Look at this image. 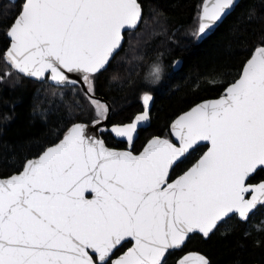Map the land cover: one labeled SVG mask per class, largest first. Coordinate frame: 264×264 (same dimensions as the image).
I'll return each mask as SVG.
<instances>
[{"label":"snow or ice","instance_id":"obj_1","mask_svg":"<svg viewBox=\"0 0 264 264\" xmlns=\"http://www.w3.org/2000/svg\"><path fill=\"white\" fill-rule=\"evenodd\" d=\"M10 3L12 13H0V22L11 21L0 84L33 79L61 103L74 97L81 115L86 102L93 116H66L49 145L0 176V264H169L173 257V264H211L184 252L193 236L210 238L232 221L248 226L246 236L264 234L253 219L264 210V37L218 98L195 104L136 149L138 128L151 119V87L141 89V111L110 126L111 105L97 94L121 53L136 51L131 34L146 24L140 0ZM237 6L205 0L191 35L206 37ZM166 34L156 22L152 36ZM159 56L146 85L162 79ZM104 135L126 148L109 146Z\"/></svg>","mask_w":264,"mask_h":264},{"label":"trees","instance_id":"obj_2","mask_svg":"<svg viewBox=\"0 0 264 264\" xmlns=\"http://www.w3.org/2000/svg\"><path fill=\"white\" fill-rule=\"evenodd\" d=\"M22 2L18 0L15 7ZM140 3L146 24L141 25L139 32L131 34L136 51L121 53L109 72L100 78L97 94L111 101L112 123L129 121L142 109L139 97L141 89L147 86L143 73L163 53L159 59L166 66L165 73L161 81L151 87L155 93L152 122L140 131L136 149L150 136L166 134L171 122L196 103L218 97L251 48L264 37V0H242L202 42L195 39L191 31L203 0H140ZM12 11L10 0H0V13ZM10 22H0V49L8 44L4 28ZM156 22L165 26L166 35L152 36ZM141 52L144 59H135ZM179 59L182 66L175 70L174 62ZM3 67L0 63V71ZM82 103L85 110L81 115L74 97H66L61 103L52 96L47 85L33 79L19 77L0 84V176L14 173L22 167L25 158L34 157L49 145L63 129L66 116L75 115L90 121L93 113L86 102ZM104 138L110 146L123 145L110 135ZM204 150L195 152L189 162ZM253 219L259 233H264V210L257 212ZM247 228L236 221L222 224L208 239L193 236L184 252L200 251L209 257L211 264H264V234L253 231L246 236ZM257 240L262 242L258 244ZM173 260L174 257L169 258V264H173Z\"/></svg>","mask_w":264,"mask_h":264},{"label":"water","instance_id":"obj_3","mask_svg":"<svg viewBox=\"0 0 264 264\" xmlns=\"http://www.w3.org/2000/svg\"><path fill=\"white\" fill-rule=\"evenodd\" d=\"M18 0H16V2H17ZM242 0H237V5H239L240 4V2H241ZM205 2V0H203V3ZM202 3V4H203ZM238 7V6H237ZM236 7V8H237ZM143 8V7H142ZM236 8H235V10H236ZM234 10V11H235ZM234 11H232V12H234ZM231 12V13H232ZM229 16V15H228ZM227 16V17H228ZM226 19V18H225ZM225 19L223 20V22L225 21ZM222 22V23H223ZM222 23H219L218 24V26H216L213 30H211L210 31V33L206 36V37H204V38H202V39H198V41L199 42H202L204 39H206L207 37H209L211 34H213L216 30H217V28L222 24ZM177 61H179L180 63L179 64H174V68H175V70H179L180 68H181V66H182V60H177ZM154 95V94H153ZM103 101H106L108 104H110L111 105V114H112V110H113V107H112V104H111V102L108 100V99H106L105 97H102V96H99ZM219 97V96H218ZM218 97H215V98H208V99H204V100H210V99H216V98H218ZM204 100H202V101H204ZM202 101H200V102H202ZM200 102H198V103H200ZM154 103H155V95H154V101H153V103L151 104V108H150V114H151V112H152V109H153V106H154ZM197 104V103H196ZM193 106H195V105H193ZM192 106V107H193ZM190 109V108H189ZM188 109V110H189ZM187 111V110H186ZM185 112V111H184ZM111 114H110V118H111ZM182 114V113H181ZM110 118H109V121H110ZM109 121H107L106 122V124L108 125V123H109ZM151 122H152V117H151V119H150V121L149 122H147V123H144L142 126H140L139 128H138V133H139V135H138V138H139V136H140V130L141 129H146V128H148L150 125H151ZM104 138V137H103ZM115 138V137H114ZM138 138L135 140V143H136V141L138 140ZM105 139V138H104ZM117 140H120L119 138H116ZM121 141V140H120ZM117 149H120V148H117ZM120 150H123V149H120ZM206 150V149H205ZM204 239H208V238H204ZM194 252H199V253H201V254H203V255H205L204 253H202V252H200V251H194ZM205 256H207V255H205ZM208 257V256H207ZM209 258V257H208ZM210 260V259H209ZM255 264H260V263H255Z\"/></svg>","mask_w":264,"mask_h":264},{"label":"flooded vegetation","instance_id":"obj_4","mask_svg":"<svg viewBox=\"0 0 264 264\" xmlns=\"http://www.w3.org/2000/svg\"><path fill=\"white\" fill-rule=\"evenodd\" d=\"M155 62H157V60H155L154 62H152V64L153 63H155ZM159 62H161L162 63V65H163V75H164V73H165V68H166V66H165V64H164V62L162 61V60H160L159 59ZM151 64V65H152ZM175 64V63H174ZM150 65V66H151ZM150 66L148 67V69L146 70V72L145 73H143V82L145 81V77H146V73L148 72V70H149V68H150ZM163 75H162V78H163ZM145 84V83H144ZM146 85V84H145ZM153 94L155 95V93L153 92ZM111 102V101H110ZM140 102H141V100H140ZM112 104V103H111ZM142 104V103H141ZM112 107H113V105H112ZM142 110V109H141ZM141 110H139V111H141ZM113 111V110H112ZM138 111V112H139ZM138 112H136L134 115H136ZM152 113V112H151ZM133 115V116H134ZM111 116H112V114H111ZM132 116V117H133ZM151 117H152V114H151ZM110 120H111V118H110ZM125 122H128V121H125ZM118 123H120V122H118ZM112 124V122L111 121H109V123H108V126H110ZM142 130H144V129H141L140 131H142ZM113 137V136H112ZM152 136H150L148 139H150ZM114 138V137H113ZM115 139V141H116V143H123L122 141H120V140H117L116 138H114ZM139 139V138H138ZM147 139V140H148ZM138 141V140H137ZM136 141V142H137ZM136 144V143H135ZM110 146V145H109ZM111 147H115V148H120V149H125L126 148V145L123 143V145L122 146H111Z\"/></svg>","mask_w":264,"mask_h":264},{"label":"rangeland","instance_id":"obj_5","mask_svg":"<svg viewBox=\"0 0 264 264\" xmlns=\"http://www.w3.org/2000/svg\"><path fill=\"white\" fill-rule=\"evenodd\" d=\"M160 63H161V62H160ZM161 64H162V63H161ZM162 68H163V65H162ZM150 69H151V66H150L148 72L150 71ZM148 72L146 73V76H147ZM162 75H163V73H162ZM155 84H157V83H155ZM155 84H151V83H149L146 87H153Z\"/></svg>","mask_w":264,"mask_h":264}]
</instances>
